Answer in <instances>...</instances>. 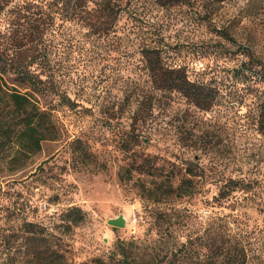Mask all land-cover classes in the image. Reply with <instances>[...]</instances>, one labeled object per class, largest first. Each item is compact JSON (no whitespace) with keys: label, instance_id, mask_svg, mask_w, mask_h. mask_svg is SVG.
<instances>
[{"label":"rangeland","instance_id":"1","mask_svg":"<svg viewBox=\"0 0 264 264\" xmlns=\"http://www.w3.org/2000/svg\"><path fill=\"white\" fill-rule=\"evenodd\" d=\"M148 2L156 63L125 15L95 33L1 10L8 65L39 43L57 137L13 170L6 141L0 264L39 260L38 231L66 264H264V0ZM183 77L199 104L173 87Z\"/></svg>","mask_w":264,"mask_h":264},{"label":"trees","instance_id":"2","mask_svg":"<svg viewBox=\"0 0 264 264\" xmlns=\"http://www.w3.org/2000/svg\"><path fill=\"white\" fill-rule=\"evenodd\" d=\"M12 2H15L14 8L22 2L24 8L22 5L20 9H24V17L34 22L40 19L46 22L55 16L63 19L77 18L83 20L95 33L115 29L119 17L125 15L127 30L135 34L133 41L138 40L143 33L146 35L141 38L139 46L149 61L156 63L155 60L157 61L165 50L158 39L143 29L144 24L140 19L144 11H139V7L149 4L148 0H0V12ZM14 8L10 12H13ZM33 32L40 34L39 24L34 25ZM38 44L35 43L32 49L27 50V67L21 64L8 65V55L0 49V155L6 147V141H11L12 136L11 143L15 148L11 155H6L11 170L20 167L14 166L16 160L40 151L43 141L55 140L57 137V129L50 119L51 114L45 108V97L51 92H57L47 85L42 70L38 71L32 67L34 62H38L41 52ZM173 87L193 97L197 104L200 103V91H196L195 85L186 77L175 80ZM262 106L264 108V102ZM23 165L21 164V167ZM41 233L43 232L38 231L40 259H32L24 264H66L59 254L55 260H50L53 251L51 252L47 244L48 238L40 237Z\"/></svg>","mask_w":264,"mask_h":264},{"label":"water","instance_id":"3","mask_svg":"<svg viewBox=\"0 0 264 264\" xmlns=\"http://www.w3.org/2000/svg\"><path fill=\"white\" fill-rule=\"evenodd\" d=\"M125 217L120 215L116 218H109L108 223L115 227H123L126 225Z\"/></svg>","mask_w":264,"mask_h":264}]
</instances>
